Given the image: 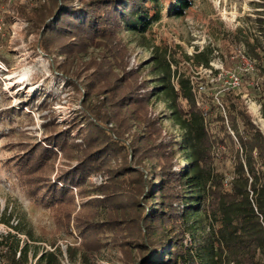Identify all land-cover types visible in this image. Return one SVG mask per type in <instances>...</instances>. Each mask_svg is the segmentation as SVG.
<instances>
[{
	"label": "trees",
	"instance_id": "1",
	"mask_svg": "<svg viewBox=\"0 0 264 264\" xmlns=\"http://www.w3.org/2000/svg\"><path fill=\"white\" fill-rule=\"evenodd\" d=\"M193 3L30 0L15 7L36 35L33 45L75 89L80 106L64 128L50 113L42 141L22 133L8 146L14 154L4 166L34 203L51 210L58 236L79 234V244L66 246L73 264H97L103 240L118 248L122 264H264V133L234 88L223 91L221 102L214 93H197L194 69L220 72L212 65L214 48L189 54L180 44L157 45L150 37L166 7L182 18ZM258 14L253 39L243 29L221 32L225 71L242 63L226 45L233 35L264 75V10ZM125 33L152 52L137 68H129ZM145 67L153 77L143 75ZM249 92L264 98V80ZM154 100L171 111L181 139L165 134ZM16 111L7 108L0 120ZM211 118L223 133L219 142L229 146L228 139L236 148L227 182L215 166ZM59 158L68 167L56 171ZM98 174L106 180L90 183ZM0 216L11 228L0 239V264H30L31 256L36 264H62L58 237H37L24 221L11 223L12 214Z\"/></svg>",
	"mask_w": 264,
	"mask_h": 264
},
{
	"label": "rangeland",
	"instance_id": "2",
	"mask_svg": "<svg viewBox=\"0 0 264 264\" xmlns=\"http://www.w3.org/2000/svg\"><path fill=\"white\" fill-rule=\"evenodd\" d=\"M29 1L0 0V113L9 107L17 109L4 120H0V212L7 216L12 214L13 224L20 220L24 221L25 227H31L37 237L45 235L50 240L58 237L57 245L64 252L62 264H73L67 256L66 246L70 243L79 244L81 242L79 234L74 230L73 235L63 232L58 236L51 210L34 203L23 192L15 175L4 166L5 159L14 154L8 146L11 142L17 141L22 133H26L33 140L42 141L45 137L43 123L49 120L50 113L64 128L72 121L80 106L75 89L67 83L65 77L53 73V64L43 49L33 45L36 35L30 31L29 23L15 13L18 4ZM78 1L75 0V4H78ZM193 2V6L182 18L168 15L166 7L162 20L154 24L150 37L157 45L180 44L189 54L207 46L214 48L212 65L220 72L215 74L212 69L200 67L198 70L194 69L195 77L198 76L199 81L204 80L205 92L214 93L217 102H221L220 95L226 88H234L245 99L253 121L264 133L263 94L249 92L252 85L264 80L261 70L254 65V61L256 63L257 60H254L252 65L249 55L246 54L245 45L239 43L233 35L228 38L226 45L240 55L242 63L229 73L224 70L222 57L218 52V49L224 52L222 31L243 29L249 37L255 38L259 33L256 20L260 15L258 10H264L259 7L264 0H193ZM15 32L18 33L17 36ZM125 39L129 42L132 52L129 68H137L151 57L152 52L149 49L137 42H130V35L125 33ZM243 54L246 55L247 61H243ZM64 60L65 58L60 56L58 63L62 64ZM181 67L185 69L184 63H181ZM143 72L144 76L153 77L146 67ZM234 75L238 77V83L233 82ZM43 106H47L48 109H43ZM153 109L155 113L163 116L165 134L168 136L174 133L181 139L180 129L170 119L171 111L166 104L154 100ZM218 125V122L211 118L212 134L216 141L214 162L216 168L226 176L227 182L233 177L236 148H231L228 139L226 142L229 146L219 142L223 133ZM76 133L77 130L73 134ZM178 156L183 159V152L179 151ZM67 167L59 158L55 170ZM55 174L56 172L52 173V178ZM105 180V175L98 174L91 176L89 181L99 185ZM10 230L0 216V239ZM22 239L30 241L26 234L22 235ZM103 241V256L97 260V264H122L118 248L112 242ZM36 243L54 250L48 242ZM37 259L38 257L31 256L30 264H36Z\"/></svg>",
	"mask_w": 264,
	"mask_h": 264
},
{
	"label": "built area",
	"instance_id": "3",
	"mask_svg": "<svg viewBox=\"0 0 264 264\" xmlns=\"http://www.w3.org/2000/svg\"><path fill=\"white\" fill-rule=\"evenodd\" d=\"M242 56H243L242 58H244L243 61H244V60H246V61L248 60V59L245 57V56H246L245 54H243ZM249 58H250V57H249ZM249 60L251 61L252 65H253V60H252L251 58H250ZM250 65H251V64H250ZM202 68H203V67H202ZM233 78H234V81H233V82H234V83H238V80H239L238 77H237L236 75H234ZM196 82H197V86H196V91H197V93L199 94V93H201V92H204L205 89H206V85L204 84V81H203V80H202V81H199V77L197 76V77H196Z\"/></svg>",
	"mask_w": 264,
	"mask_h": 264
}]
</instances>
